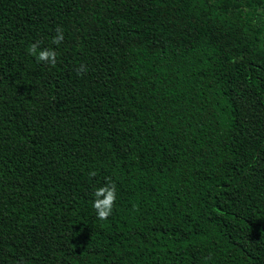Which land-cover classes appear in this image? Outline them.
Returning <instances> with one entry per match:
<instances>
[{
    "label": "trees",
    "instance_id": "16d2710c",
    "mask_svg": "<svg viewBox=\"0 0 264 264\" xmlns=\"http://www.w3.org/2000/svg\"><path fill=\"white\" fill-rule=\"evenodd\" d=\"M0 264H264V0H0Z\"/></svg>",
    "mask_w": 264,
    "mask_h": 264
},
{
    "label": "clouds",
    "instance_id": "9594fccd",
    "mask_svg": "<svg viewBox=\"0 0 264 264\" xmlns=\"http://www.w3.org/2000/svg\"><path fill=\"white\" fill-rule=\"evenodd\" d=\"M64 40V30L62 27H57L56 36L52 38V44L59 45ZM28 52L36 58L37 63L43 62L55 66L57 62V52L52 48H39V42L33 43L29 46ZM84 66H81V72L86 71ZM97 173L92 171L89 173L90 177L96 176ZM96 199L93 202V207L97 211L98 219L105 220L112 214L113 205L116 200V186L109 182L104 187L97 189L94 193ZM100 197H104L100 199Z\"/></svg>",
    "mask_w": 264,
    "mask_h": 264
}]
</instances>
